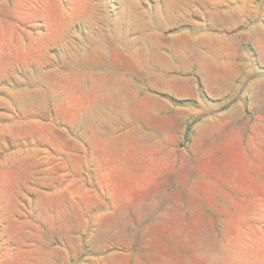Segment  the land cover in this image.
<instances>
[{
	"label": "rangeland",
	"instance_id": "1",
	"mask_svg": "<svg viewBox=\"0 0 264 264\" xmlns=\"http://www.w3.org/2000/svg\"><path fill=\"white\" fill-rule=\"evenodd\" d=\"M0 264H264V0H0Z\"/></svg>",
	"mask_w": 264,
	"mask_h": 264
}]
</instances>
